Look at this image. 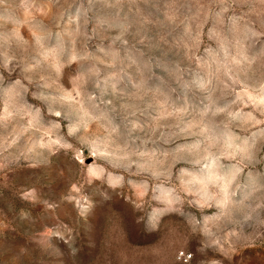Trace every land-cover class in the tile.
<instances>
[{"label":"rangeland","instance_id":"1","mask_svg":"<svg viewBox=\"0 0 264 264\" xmlns=\"http://www.w3.org/2000/svg\"><path fill=\"white\" fill-rule=\"evenodd\" d=\"M0 264H264V0H0Z\"/></svg>","mask_w":264,"mask_h":264}]
</instances>
